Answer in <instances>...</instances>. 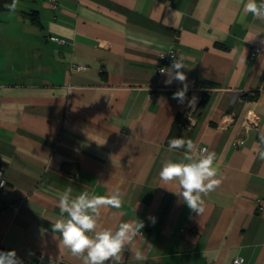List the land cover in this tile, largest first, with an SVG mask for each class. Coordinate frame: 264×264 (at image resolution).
<instances>
[{"label":"crops","instance_id":"1","mask_svg":"<svg viewBox=\"0 0 264 264\" xmlns=\"http://www.w3.org/2000/svg\"><path fill=\"white\" fill-rule=\"evenodd\" d=\"M57 1L17 0L0 18V251L83 264L52 232L59 196L119 188L122 206L102 207L96 231L143 222L125 264H264V20L240 22L247 0ZM171 51L194 109L173 99L183 84H164ZM174 137L217 154L222 182L200 215L159 177L182 158Z\"/></svg>","mask_w":264,"mask_h":264},{"label":"clouds","instance_id":"2","mask_svg":"<svg viewBox=\"0 0 264 264\" xmlns=\"http://www.w3.org/2000/svg\"><path fill=\"white\" fill-rule=\"evenodd\" d=\"M17 0L10 5L15 10ZM247 14L254 18L264 20V0H247L244 4V15L240 22L244 23ZM183 57L174 58L170 67L161 68L162 75H166L165 86L173 81L183 84V88L173 93V99L179 104L194 109L198 101L196 96L188 99L187 76L182 69H185ZM184 149L182 158L179 161L166 160L162 163L159 177L164 184L174 183L177 190L172 191L192 211L200 215L204 212V200L209 192L215 190L221 179L217 178L218 169L214 166L217 154L209 151L208 148L197 149L191 139L174 137L168 141V150ZM254 149L259 159L264 160V132L259 133L258 142ZM4 182L0 181V187ZM169 190V189H168ZM72 187H67L59 196L60 218L52 224V232L61 235L60 244L68 249L70 253L82 259L83 264H125L124 253L133 238L143 227V222H124L119 224L116 230L103 228L96 231L97 219L100 209L104 206L120 208L123 198L119 188H116L109 196H96L88 191H82L75 197L72 196ZM66 214V216H65ZM143 254L136 251L135 259L143 260ZM0 264H24L15 250L0 251ZM243 264V261H238Z\"/></svg>","mask_w":264,"mask_h":264},{"label":"built area","instance_id":"3","mask_svg":"<svg viewBox=\"0 0 264 264\" xmlns=\"http://www.w3.org/2000/svg\"><path fill=\"white\" fill-rule=\"evenodd\" d=\"M51 1V4L54 8H58L59 7V3L57 0H50ZM52 39L58 43H61V44H68L70 43V40L67 39V38H64V37H59V36H53ZM260 51V47L259 46H255L253 49H252V57L256 56L258 54V52ZM173 51L169 52V53H165V54H162L160 59H161V64H160V67H159V71L161 68H166V65L170 64L173 60ZM76 68L78 69H81V66H75ZM155 96V93L152 92V97ZM243 142V140H237L234 142L235 145H238V144H241ZM205 148V147H203ZM0 181H3L4 182V186L3 187H0V190L6 188L7 186V179H6V176H5V171H4V168L3 166L0 164ZM10 207L14 208L15 210H17V207L14 206V205H10ZM3 251H9V249H4ZM17 253V252H16ZM18 255V254H17ZM19 256V255H18ZM24 264H47V260H46V257L44 254H39L38 255V263H33V262H30L28 260H26L25 258L19 256ZM243 261V264H244V260L242 257L240 256H236L234 259H233V264H238V261Z\"/></svg>","mask_w":264,"mask_h":264},{"label":"trees","instance_id":"4","mask_svg":"<svg viewBox=\"0 0 264 264\" xmlns=\"http://www.w3.org/2000/svg\"><path fill=\"white\" fill-rule=\"evenodd\" d=\"M13 3V0H0V18H1V14L3 11L7 10L10 8V5ZM30 15L33 17V19L37 22V15L36 12L35 13H30ZM206 102V99L203 98L201 101V104H204Z\"/></svg>","mask_w":264,"mask_h":264}]
</instances>
